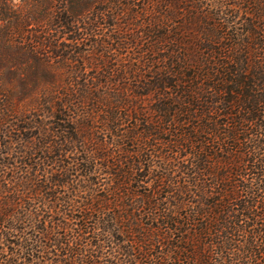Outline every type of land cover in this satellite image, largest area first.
<instances>
[{
	"label": "trees",
	"instance_id": "trees-1",
	"mask_svg": "<svg viewBox=\"0 0 264 264\" xmlns=\"http://www.w3.org/2000/svg\"><path fill=\"white\" fill-rule=\"evenodd\" d=\"M102 3L17 48L47 71L93 49L106 88L23 98L88 119L0 159V264H264V0Z\"/></svg>",
	"mask_w": 264,
	"mask_h": 264
},
{
	"label": "rangeland",
	"instance_id": "rangeland-1",
	"mask_svg": "<svg viewBox=\"0 0 264 264\" xmlns=\"http://www.w3.org/2000/svg\"><path fill=\"white\" fill-rule=\"evenodd\" d=\"M100 1L103 2L104 0H0V15L4 8H8L13 15L9 23L3 22L0 16V100H3L4 104H7L6 101L12 97L11 103L15 102L14 104H9V112L1 114L2 111H0V155L5 153L0 156V159L5 158V161L8 163L16 161L19 169L27 168L26 164L25 166L21 164L20 159L24 157L21 151L27 146L28 142H26V138L29 135H36L37 131L38 133L52 132L54 127L61 129L59 125L67 127L69 125L68 121H66L68 117H76L74 121H77V125L73 128L70 127V129L83 127L84 122L87 121L88 118L86 120L85 118H79L77 115H74L72 110L67 111L72 116L66 115V118L58 114V116H54L46 107L35 104V99L27 98L24 100L23 98L26 95L32 94L31 91L34 90L42 94L45 90L49 92L60 90V93L62 90L66 91V89H73V87L80 89L106 88L102 80L105 72L102 71L103 69L97 71L99 64L93 60L97 59V56H94L93 49L85 48L82 59L85 58L86 60L82 61L80 58L78 63L73 64L71 67L73 69L62 67L58 71H47L40 68L32 57L17 48L20 47V43L22 46L26 43L24 46L27 47L30 43L29 41H35L32 35L41 32L43 26L47 27L48 22H51L48 19L46 21L42 19L41 14L44 10L48 8L53 10L59 8L69 9L72 6L78 10H85L89 7L100 9L104 7ZM15 15L17 16L16 18H20V20L27 22L29 25V27L24 28L20 35L23 39L17 35L11 37L3 33L7 30L9 24L15 25L17 20L14 18ZM66 41V38L61 40L62 43ZM104 61L106 59H99V63ZM54 62L56 63L55 67L61 66L57 64V61ZM49 71L51 74H48ZM38 74L42 76L46 75L49 78L47 80L43 78L38 79L36 78ZM85 109L89 111V114L93 113V106H85ZM92 118H97L95 120V123H97L95 132L98 133L96 137L101 139L103 137L102 127L104 118L102 116ZM59 119H63V121L61 122ZM40 125L43 128H39ZM28 127L32 130H28ZM35 127L39 130H36ZM10 142H12V147L10 146L9 148L12 150H9L7 147ZM19 144L20 146L18 147ZM7 153L11 155L7 156ZM14 153H17V155L13 157ZM13 158L14 161L12 160ZM103 178V182H106V177Z\"/></svg>",
	"mask_w": 264,
	"mask_h": 264
}]
</instances>
